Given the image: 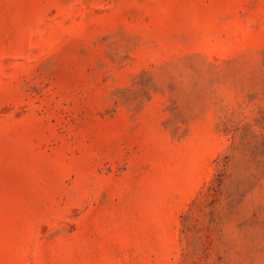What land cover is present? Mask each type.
<instances>
[{
	"label": "rangeland",
	"instance_id": "374dc122",
	"mask_svg": "<svg viewBox=\"0 0 264 264\" xmlns=\"http://www.w3.org/2000/svg\"><path fill=\"white\" fill-rule=\"evenodd\" d=\"M0 264H264V0H0Z\"/></svg>",
	"mask_w": 264,
	"mask_h": 264
}]
</instances>
